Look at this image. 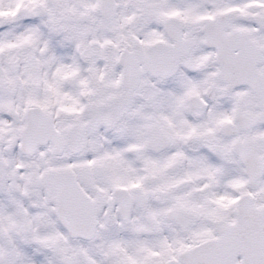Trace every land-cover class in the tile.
Masks as SVG:
<instances>
[{"label":"snow or ice","instance_id":"snow-or-ice-1","mask_svg":"<svg viewBox=\"0 0 264 264\" xmlns=\"http://www.w3.org/2000/svg\"><path fill=\"white\" fill-rule=\"evenodd\" d=\"M0 264H264V0H0Z\"/></svg>","mask_w":264,"mask_h":264}]
</instances>
